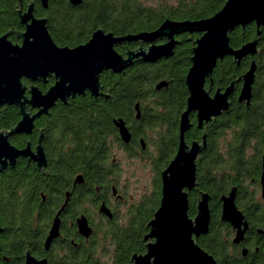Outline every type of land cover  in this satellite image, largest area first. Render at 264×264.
<instances>
[{
    "label": "trees",
    "instance_id": "trees-1",
    "mask_svg": "<svg viewBox=\"0 0 264 264\" xmlns=\"http://www.w3.org/2000/svg\"><path fill=\"white\" fill-rule=\"evenodd\" d=\"M226 1L92 0L91 4L84 2L77 7L67 3H54L47 12L48 28L59 45L76 47L86 43L98 27L115 35L153 31L166 19L197 20L211 17L222 9ZM18 8V0H0V35L11 31L13 35L10 39L15 44L21 43L17 32L23 29ZM77 24L81 27L75 31ZM260 30V45L263 53L258 56V62L259 77L262 78L264 26ZM256 33L255 24H250L244 30L238 28L230 35L231 44L240 47L255 39ZM196 38L197 35H193V39ZM189 39L188 34L183 35L182 42L177 46L174 55L167 60L159 63L137 60L121 74L112 71L104 73L101 80L110 92L107 100H102L100 103L85 100L87 106L84 108L60 107L56 112V116L61 120L59 127L50 130L45 137L49 160L47 175L40 172L35 163L28 162L25 158H19L14 168L0 172V225L6 230L0 235V264H8L5 257H19L30 248L27 244H36L42 240L43 231L47 227V218L43 220L37 215L41 190L56 192L53 190L54 186L63 190L79 173L84 174L92 183H97L103 178L105 169L108 173L114 170L113 164L106 163V160L110 161L115 154L114 147L121 145L113 120L116 117H123L128 123H134L137 103L140 104L143 112L141 123L147 130H154L156 137L159 138L153 141L152 145L155 146L153 150L147 148L143 151V155L154 161L155 189L144 203L132 206L133 215L139 212V217H134L139 221L137 226H134L135 223L132 221L129 228L111 229L107 231V236L116 241L118 248L116 255L120 264H129L133 252L144 249L142 240L146 232V224L153 217L162 196L161 171L177 152L180 117L188 96L185 80L192 65V41ZM138 45L137 42H128L118 45L116 50L126 55ZM223 66L227 71L225 75L227 80L234 79L248 67V65L244 66V63L241 67H237L230 58L223 62ZM219 71H221L220 67ZM162 80L171 83L169 87L158 91L155 87L156 83ZM150 96L157 97L154 108ZM152 112L154 119L150 120ZM237 112L244 119V123L237 126L238 136H234L231 140H223V127L217 128L218 134L213 136L212 141L217 143L219 138L225 147L209 149L205 153L203 166L206 173L211 178L216 176L218 180V184H211L212 182L205 184L206 189L211 192L229 190L238 181L234 172L237 175L247 173L249 169L256 167L250 159H258L262 154V148L258 145L254 147L252 155L248 156L245 146L264 132L263 88L260 86L256 89L249 109L242 108ZM20 118L18 107L1 106L0 132L10 130ZM36 137L37 135L34 139ZM191 139L192 137L187 134V140ZM27 140L25 134L10 138L11 143L20 149L25 148ZM58 182L60 185L57 184ZM195 202L194 197V204ZM192 212L195 213L194 207ZM20 227L26 228L28 232L25 235H21L19 231L15 233ZM11 229H13L12 238L9 234ZM96 249L93 250L94 254ZM19 261L13 259L9 264H20Z\"/></svg>",
    "mask_w": 264,
    "mask_h": 264
},
{
    "label": "water",
    "instance_id": "water-1",
    "mask_svg": "<svg viewBox=\"0 0 264 264\" xmlns=\"http://www.w3.org/2000/svg\"><path fill=\"white\" fill-rule=\"evenodd\" d=\"M47 6V0H42ZM74 5L83 0H70ZM20 22L25 29L17 34L22 42L15 44L10 40L8 31L0 35V107L14 105L20 109L21 118L10 130L0 132V172L14 168L19 158H27L37 164L42 171L47 167V157L43 147L44 135L39 137L36 149L30 145L18 148L10 141L17 134H30L34 129L35 120L47 114L58 100L67 102L69 97L84 94L89 90L93 96H99L102 88L100 74L112 70L121 73L133 65L141 57L146 62H157L162 58L171 57L178 44L176 36L184 33H198L200 37L194 42L192 66L187 74L186 83L190 96L187 109L181 116L179 149L168 167L162 172V199L154 218L149 222L151 231L145 240L148 253L144 256L134 255V264H216L213 257L195 243L196 237L208 231L210 211L208 194L202 195L199 202V213L195 220L188 216L189 193L197 185L198 155L206 148L203 144L194 142L189 146L185 142V133L191 128L190 114L198 112L199 125L204 120L219 115L228 108L227 95L219 92L211 98L204 91V82L213 73L219 59L233 56L240 64L248 55L259 52V38L243 44L240 48L230 45L229 33L237 27H245L256 23L258 32L264 25V0H227L225 5L214 15L203 19H166L156 30L115 35L97 29L85 43L76 47H60L52 38L47 27L46 18H36L31 5L27 11L19 10ZM159 38H166L164 44H156ZM125 42H142L150 46L130 50L126 56L120 54L116 47ZM257 63L252 61L248 71L241 79L244 85L239 97L249 106L252 99V88L256 77ZM54 75L56 83L46 93H43L34 83L24 84V79L35 82L39 78L46 79ZM161 82L158 87L166 85ZM28 106L37 109L32 114ZM124 141L129 142L131 133L123 119L116 121ZM82 181V176L77 177ZM264 189V171L262 174ZM187 190V191H186ZM223 219L234 225H240L242 215L235 204V190L224 196ZM102 211L110 212L105 205ZM79 230L85 236H90L91 228L86 218L78 221ZM3 227L0 225V233ZM60 235V219L56 217L46 239V248ZM155 239V242L152 240ZM25 264H48L46 259L38 260L30 251L26 254Z\"/></svg>",
    "mask_w": 264,
    "mask_h": 264
},
{
    "label": "flooded vegetation",
    "instance_id": "flooded-vegetation-1",
    "mask_svg": "<svg viewBox=\"0 0 264 264\" xmlns=\"http://www.w3.org/2000/svg\"><path fill=\"white\" fill-rule=\"evenodd\" d=\"M84 2L91 4L92 0H83L82 3L78 5H74L70 0H47L46 7L44 6L42 0H18L19 8L17 11L19 15V10L22 9L25 12L32 5L34 16L36 18H46L47 27H48L49 16L47 15V12L49 11V8L52 4L67 3L73 7H77L82 5ZM250 24L256 25V23L254 22ZM250 24L246 25L245 27L239 26L236 29L241 28L242 30H244ZM22 26H23L22 30H24L25 26L23 24ZM80 27L81 26H78V24L75 25V31L77 28L79 29ZM97 29H102V28L98 27L96 28V30ZM256 29L258 32L257 25H256ZM96 30H94V32ZM234 31L229 33V37ZM185 34H188L190 37L189 40L192 41V57H193L194 42L200 37L198 33H184L176 36L175 39L178 40V44L176 45L174 52L177 46L180 45V43L182 42L181 37ZM193 35H197V38L193 39ZM260 36L257 37V33H256V38H259V42H258L259 52L255 55H248L244 57L240 64H237L235 62V58L233 56H226L223 59H219L217 61V65L214 68L213 73L206 78L203 88L204 91L207 92L211 98H214L218 92L220 94H224L229 87H232L230 94L227 95L228 108L224 109L219 115L212 117L210 120L208 121L204 120L201 126L199 125L198 112H192L190 114V121L192 126L185 133V142L189 146H192L194 142H199L200 144H203L204 140L206 141V148L202 150V152L198 155V158L196 160L197 185L193 190H191L190 192L188 191L189 193L188 216L190 219L195 220V218L199 213L198 205L199 202L202 200V195L208 194L209 195L208 207L210 211L208 231L206 233L201 234L198 237L193 235V238L195 239L196 244H198L203 250H205L208 254H210L213 257L216 264H264V189L262 185V174L264 171V132L261 134L260 137H257L256 139L251 141L248 145L246 144L245 146L248 156L252 155L254 151L253 150L254 147L256 148L259 145L260 148H262V154L260 155V158L255 160L250 159L252 162L255 163L256 165V167L254 166L255 169L254 167H252V169H249L248 172L243 175H237V173L234 172L235 179H237L238 181L229 190H226L224 192H218V191L211 192L207 190L205 187V184L207 182L209 183L212 182L211 184H218V180L216 176H213L212 178L209 177L208 174L206 173V169L203 166L204 165L203 163L205 162V158H206L205 153L209 149L216 150V149H223L225 147L223 142L219 138L217 143L212 141L213 136L218 134L217 128L223 127V134H224L222 138L223 140H231L234 138V136L235 137L238 136L237 126L238 124L242 125L244 123V119L241 116V114H239L237 111L238 110L240 111L242 108H245L247 110L252 106V101L257 88H260L261 86L264 91V76L262 78L259 77L260 74H259L258 56H260V54L263 53V50L260 45V40H261ZM166 41H167L166 38H159L156 41V44H164ZM137 43H139L138 47L131 50H136L139 47H144L145 49H147L150 46V44L148 43H142V42H137ZM56 44L60 47H63L62 45H59L57 42ZM230 45L232 46L231 38H230ZM69 47H73V46H69ZM232 47L237 49L240 48L241 46L240 47L232 46ZM171 57L162 58L157 62L158 63L162 62ZM192 57H191V61H192ZM229 58L232 59V62L237 67H241L243 63L244 66L248 65V67L243 72L238 74L232 80H227L225 78L227 71L223 66V62ZM137 60L146 62L141 57L137 58L135 61ZM252 61H256L257 71L252 88L251 103L248 106L245 101H240L239 97L244 85V81L241 79V77L244 75V73L248 71ZM146 63H153V62H146ZM219 67L221 71H219ZM108 71H112V70H108ZM108 71H104L100 74V82L102 88L100 89L101 94L99 96H93L89 90H86L84 94H77L74 97H69L67 99V102H63L61 99L58 100L47 114H43L40 117H38L35 120L34 129L32 133L30 134L23 133L28 138L27 145L25 147L30 145L31 148L35 150L39 141V137L41 134H43L44 138L42 144L44 147V151L46 153V149L48 148L46 145L47 139L45 140V137L50 130H53L55 127H59L61 120L59 119L58 116H56V112L60 107L74 106V107L84 108L85 106H87L85 100H89L93 102L95 101L96 103L98 102L100 103L102 100H107L110 97V92L106 87V84L102 82L101 76ZM121 73H116V74H121ZM24 80L27 81L24 82V84L30 85L34 83L43 93H46L47 90L56 83V79L54 75H49L46 77V79L39 78L35 82H32L27 79ZM161 82H166L167 84L159 88L158 85ZM170 83L171 82L162 80L156 83L155 87L158 91H160L165 87H169ZM185 85L187 89L186 93L188 96L186 100L185 109L181 113V116L187 109V101L190 96L186 80H185ZM150 98L151 101H153L152 104L154 108L155 105L154 101L155 102L157 101V97L150 96ZM28 110L32 114H34L37 111V109H34L31 106H28ZM151 111H153L152 108ZM142 113L143 112L141 111L140 104L137 103L135 106L134 123L132 124L128 123L123 117L114 118L113 123L118 130V135L120 138L121 145L119 147L117 146L114 147L115 154L112 156L110 161L109 159L106 160V163H111L114 165L113 167L114 170H112L111 173H108V170L105 169V173L103 174V178L101 179L100 182L92 183L91 181L86 179L84 174L79 173L78 176L80 175L82 176V181L79 182L77 179L78 176H76L70 183H68L63 188V190L60 188H56L57 186L53 187V190H56V192L52 190L53 192L50 193V192H46L45 191L46 189L41 190V192L39 193L40 200L38 204L37 215L41 216L43 220L47 218V224H46L47 227L43 231V238L40 242L38 241V243L36 244L35 243L27 244L30 248L29 249L27 248L23 255L14 258L5 257V261L8 264L13 259H19L20 264H25L26 254L28 251H30L31 255L38 260L46 259L48 264H120V262L118 261V257L116 255V252L118 250L116 241L112 237L107 236L108 235L107 231L111 229H116L118 227L129 228V226L132 224V221H134L135 223L134 226H137L139 221L134 217L135 216L139 217V212H136L133 215L131 210L132 206L140 203L141 204L144 203V200L146 198H150L149 196L154 192L155 189V178L153 172L154 161L143 155V151H145L147 148L149 150H153V148L155 147L154 145H152L153 141L156 139L159 140V138L156 137V132L154 130H147L146 127H144V125L141 123ZM151 116L149 117V119L153 120L154 119L153 112L151 113ZM120 119H123L125 121L126 126L131 133V139L129 142L123 140L119 128L116 126V121ZM180 121H181V117H180ZM187 134L189 137H192L190 141L187 140ZM36 135L37 137L36 139H34ZM179 143H180V123H179L177 152L179 149ZM47 156L48 155L46 153V157ZM173 159H171V161ZM137 161L143 164L145 167H151L150 168L151 185L149 190L147 186L143 189V191L142 189H140L139 186L136 185L135 187V189H137L138 191H142L139 197L134 196L130 192L133 186L131 182L134 181L130 179V177L131 176L135 177L136 170L135 168H131V169H129V167L126 168L127 163L128 166L129 164H133L137 166ZM28 162H33V161L28 160ZM47 163L49 164L48 157H47ZM168 165L166 166V168L168 167ZM47 167L45 168L44 171L40 170L39 168L38 169L44 175H47L46 174ZM166 168H164V170ZM162 172L163 170L161 171L160 174L161 195L163 192ZM47 178H49V175L47 176ZM57 184L60 185V182H58ZM232 190H235V204L238 211L242 215V221L240 222V225H234L233 223L223 219L224 202L222 198L224 196H228ZM194 197L196 198L195 204H194ZM160 204H161V200L158 208L160 207ZM103 205L106 206V208L109 210L111 215L101 210ZM193 207L195 208V213L192 212ZM158 208L156 209V211L158 210ZM154 214L153 217L150 220H148L145 227L146 232L142 240L144 244V249L141 251L133 252L131 257L129 258L130 260L129 264H134L132 262V258L134 255L144 256L148 253L147 244L151 240H145V237L151 231L149 222L154 218ZM56 217H59L60 219V235L52 241L49 248H46V244H45L46 239L50 233L51 226L55 221ZM83 217L86 218L88 226L92 230L91 235L88 237L82 234L79 230L78 221ZM12 230L13 229L9 230L10 231L9 234L11 238L13 234ZM5 231L6 230L3 227V231L0 233V235L4 234ZM18 231L21 233V235H25L28 232L26 231V228L23 229L22 227H20L17 231H15V233H18ZM152 242H155V239H153ZM11 243H12V239H11ZM95 248H97L96 249L97 252L95 250L96 254L93 253V250ZM86 252H90V253L86 254Z\"/></svg>",
    "mask_w": 264,
    "mask_h": 264
},
{
    "label": "rangeland",
    "instance_id": "rangeland-1",
    "mask_svg": "<svg viewBox=\"0 0 264 264\" xmlns=\"http://www.w3.org/2000/svg\"><path fill=\"white\" fill-rule=\"evenodd\" d=\"M129 167V169L131 168H135L136 170V174L135 177L131 176L130 179L134 180L132 181V189H131V193L136 196L139 197L141 195V192L143 191V189L147 186L148 190L150 188L151 185V167H145L143 164L139 163L137 161V166L133 165V164H126V168ZM139 186L140 189H142V191H138L137 189H135V187Z\"/></svg>",
    "mask_w": 264,
    "mask_h": 264
}]
</instances>
